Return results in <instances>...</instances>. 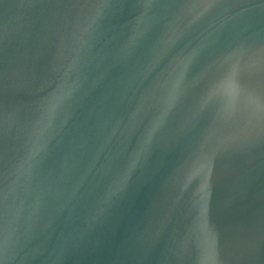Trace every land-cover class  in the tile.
Segmentation results:
<instances>
[{"label": "water", "instance_id": "1", "mask_svg": "<svg viewBox=\"0 0 264 264\" xmlns=\"http://www.w3.org/2000/svg\"><path fill=\"white\" fill-rule=\"evenodd\" d=\"M0 264H264V0H0Z\"/></svg>", "mask_w": 264, "mask_h": 264}]
</instances>
